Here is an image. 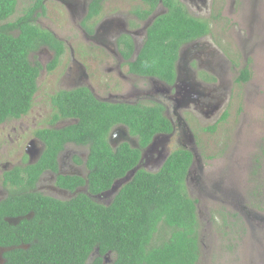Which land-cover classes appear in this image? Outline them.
Masks as SVG:
<instances>
[{
	"label": "trees",
	"instance_id": "obj_1",
	"mask_svg": "<svg viewBox=\"0 0 264 264\" xmlns=\"http://www.w3.org/2000/svg\"><path fill=\"white\" fill-rule=\"evenodd\" d=\"M102 1H90L87 19L98 13ZM158 1L142 0L144 7L136 6L133 11L145 18ZM161 4L168 10L149 26L140 56L148 57L149 62H143L146 66L156 67L147 72L164 68L171 76L179 43L207 33L209 21L191 15L179 0H161ZM15 6L16 0H0V123L20 117L32 105L39 65L30 62L29 52L42 44L53 49L56 57L50 68L64 49L53 33L34 22L43 0H34L10 21ZM249 78L250 70L245 67L235 80L240 83ZM52 101L62 115L76 116L79 122L45 131L47 148L40 160L24 168L27 180L18 167L5 173L16 191L0 201V247L8 248L0 264H107V256L113 257L109 264H197L199 222L197 199L186 189L193 159L187 149L171 151L157 171L137 169L120 182L109 203L85 193L62 201L23 191L21 186L32 185L39 170L54 163L55 151L71 140L90 144L89 192L111 190L115 179L137 166L140 152L127 143L113 150L107 142L110 126L125 123L142 145L151 134L169 127L160 106L100 103L83 89L57 91ZM28 212L31 217L26 216ZM15 217H20L16 224L12 222Z\"/></svg>",
	"mask_w": 264,
	"mask_h": 264
},
{
	"label": "rangeland",
	"instance_id": "obj_2",
	"mask_svg": "<svg viewBox=\"0 0 264 264\" xmlns=\"http://www.w3.org/2000/svg\"><path fill=\"white\" fill-rule=\"evenodd\" d=\"M33 1L16 0L15 11L8 20L21 15ZM78 1L86 0H44L43 8L36 11L35 23L67 40L78 62L89 69V61L81 55V48L86 45L83 30L108 17L127 19V12L140 5V1L106 0L100 14L91 21L86 15L78 16ZM206 4L211 6L208 13L192 14L208 19L210 30L204 40L210 42L212 49L226 54L235 68L232 66L231 72H227L230 78H221L223 87L211 99L223 100L214 115L207 118L199 111L189 122L194 140L186 148L195 150L196 162L186 189L197 199L200 251L197 264H264V221L261 220L264 219V0H207ZM68 53L51 73H40L32 111L18 120L24 125L19 128L12 121L0 125V165H5L0 168V191L7 193L12 189L2 182L4 172L26 161L24 147L33 130L39 127V122L33 126L31 120L33 117L39 120V106L45 105L56 90L68 65ZM30 56L31 62H40L37 50ZM246 60H250V78L238 83L236 76ZM210 90L202 91L210 94ZM223 114L225 119L221 120ZM12 125L17 127L15 134ZM210 126H215L213 131L207 129ZM180 134L178 128L172 141ZM157 149L162 151V144ZM171 149L172 145L162 153L166 155ZM158 155L155 152L144 159ZM157 167L139 166L149 171ZM199 167L203 168L202 173ZM114 193H108L101 199L102 203H109ZM232 194L234 203L227 198ZM112 258L107 256L106 263Z\"/></svg>",
	"mask_w": 264,
	"mask_h": 264
},
{
	"label": "flooded vegetation",
	"instance_id": "obj_3",
	"mask_svg": "<svg viewBox=\"0 0 264 264\" xmlns=\"http://www.w3.org/2000/svg\"><path fill=\"white\" fill-rule=\"evenodd\" d=\"M90 1H78L76 10L78 16L79 14H81L80 17L87 16ZM105 1H102V5ZM139 1L140 5L137 6L144 7L142 0ZM179 1L191 15H193L192 13L195 14V12L197 14L208 13L211 8L210 5L206 4L207 0ZM65 2L70 5L68 1ZM133 9L127 12L129 16L127 19L108 17L102 22L95 23L93 27H87L83 30L82 39L87 46L85 45L81 48V55L86 56L87 61H89V69H85L78 62V59H76L77 54L71 44L69 46L67 40L62 39L53 31L41 27L53 33L63 43L64 49L57 57L56 63L52 64L53 66L50 68H48V65L56 57L53 49H50L45 44L39 46L36 50L38 51L40 62L36 63L31 62L30 53L32 51L29 52L28 58L30 62L39 65L36 82L38 83L41 72L51 73L57 67L64 54L69 52L70 58L63 77L58 81L56 90L52 91L45 105L39 106L41 111L38 115L39 120L35 117L31 120L33 126H36L37 122H39V127L33 130V136L24 147L26 161L22 162V166H17L20 169V175L24 179H28V174L24 168L40 160L47 148L49 140L45 131L58 130L79 122L78 117L64 116L58 110L52 101V95L57 91L83 89L88 91L100 103L106 104L160 106L162 115L168 121L169 127L167 130L162 129L151 134L146 144L142 145L138 136L131 132L129 126L120 121L110 126L107 133V142L113 150H116L122 143H127L130 147L137 148L140 152L137 162L138 166H158V169L171 151L187 149L186 144H193L194 134L189 128V122L194 120L197 112L201 111L209 118L217 111L223 100L217 98L212 101L211 99L216 98V93L223 87L221 78L223 76L230 78L231 76L227 72H231V67L235 68V65L234 63L232 64L231 59L226 54L221 52V50L212 49L209 45L210 42L204 40L209 31L179 43L176 58L172 62L171 76L168 75L171 72L165 71L164 68L155 70V73H149L147 72L148 68L152 70L156 67H152V65L146 66L144 63H148L149 59L147 56L141 57L140 52L147 39L149 26L158 15L165 13L168 9L161 4V0L158 1L151 13L145 18H140L134 13ZM101 10L102 7H100L96 15L86 19L88 21L95 19ZM36 14L37 12L34 13V20ZM196 17L198 16L196 15ZM246 47L247 45L244 44L243 48ZM45 60L47 61L43 63L42 61ZM249 62L250 60H246L240 70L245 67L250 70ZM133 67L143 70V73L135 71ZM210 83L211 86H209ZM207 88L211 89L210 94H205L202 91ZM35 94L36 92L33 95V101ZM33 101L25 114L17 118L5 119L0 125L12 121L13 123H18L17 127L21 128L24 124H19L18 120L32 111ZM17 127L15 125L11 126L14 134L17 133ZM25 127L28 129V125H25ZM178 128L181 134L173 142V135ZM41 130L43 131L40 132ZM203 130L206 131V128ZM158 144H162V151H158ZM89 145V143H77L73 140L64 141L54 153V163H49L48 166L40 168L41 170L35 176L32 185L25 184V186H21L23 191L38 193L62 201L70 200L79 193H85L93 200L102 203L101 199L108 193L113 192L114 189L96 194L89 192V172L91 171L88 166ZM170 145H172L171 151L167 152L166 155L163 154L162 152L168 149ZM189 151L192 153L193 159L186 174V184L195 172V170L192 171L191 169L196 162L195 150L190 148ZM155 152L159 154L156 158L144 159ZM4 167L5 165H0V168ZM13 169L9 170V172ZM198 169L202 173L203 168L199 167ZM7 172L2 175V182L9 184L12 189L7 191V193L1 190L0 201L5 199L10 192L16 191V185L6 179L5 173ZM61 178L64 179L61 180ZM122 181V178H117L114 180L113 185L119 186ZM227 198L231 200V203H234V194L227 195ZM240 210H243V207ZM31 214L32 212H28L26 216L31 217ZM8 218L6 217L5 219ZM17 218V221H15V217L12 222L17 223L20 217ZM253 218L255 217L253 216ZM261 220L264 221V219ZM6 249L8 248L0 247V260L2 252Z\"/></svg>",
	"mask_w": 264,
	"mask_h": 264
},
{
	"label": "water",
	"instance_id": "obj_4",
	"mask_svg": "<svg viewBox=\"0 0 264 264\" xmlns=\"http://www.w3.org/2000/svg\"><path fill=\"white\" fill-rule=\"evenodd\" d=\"M137 169H139V166L138 165L134 169H132L130 172L126 173L124 175V177L122 178L123 179V182L127 181L131 176H133V174L136 172ZM119 185H120V183H119ZM118 187L119 186L113 185V187H111V189H114V191H116ZM17 220H18V218H16V221Z\"/></svg>",
	"mask_w": 264,
	"mask_h": 264
}]
</instances>
